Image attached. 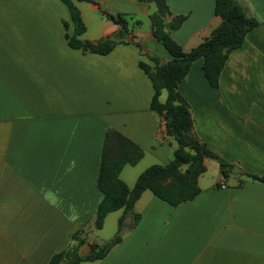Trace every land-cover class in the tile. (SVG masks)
Instances as JSON below:
<instances>
[{
	"label": "crops",
	"instance_id": "0c3cea01",
	"mask_svg": "<svg viewBox=\"0 0 264 264\" xmlns=\"http://www.w3.org/2000/svg\"><path fill=\"white\" fill-rule=\"evenodd\" d=\"M239 1L259 24L230 53L219 86L197 59L179 91L194 135L241 172L225 176L218 160L206 157L193 199L172 205L145 190L134 206L138 224L130 228L129 214L122 240L82 264H264V183L249 175L264 176V0ZM166 2L172 16L185 17L171 33L184 52L222 22L215 0ZM76 4L87 27L79 38L114 36L121 26L113 17L121 16L127 39L107 54L73 48L67 35L75 26L61 0H0V264H47L71 246L85 255L116 235L123 208L96 226L108 127L144 151L121 170L130 188L150 165L168 163L178 145L165 113L151 107L153 83L139 65L154 71L152 57L159 64L172 57L153 34L154 3ZM166 98L164 89L160 100Z\"/></svg>",
	"mask_w": 264,
	"mask_h": 264
},
{
	"label": "trees",
	"instance_id": "16d2710c",
	"mask_svg": "<svg viewBox=\"0 0 264 264\" xmlns=\"http://www.w3.org/2000/svg\"><path fill=\"white\" fill-rule=\"evenodd\" d=\"M61 1L67 6L75 26L74 34L67 35L71 47L107 54L117 41L127 39L129 27L121 16L113 17L121 26L114 36L96 43L79 38L87 27L76 4L77 0ZM142 1L154 3L156 10L151 15L153 34L172 57L162 64L152 57L157 64L154 71H151L145 62L141 61L139 65L148 73L153 83L151 107L159 113H165L168 134L176 139L178 145L168 163L150 165L140 173L134 187L130 188L120 177L121 170L126 164H136L143 157L144 151L123 133L108 127L98 177V186L104 198L96 211V226L101 228L109 212L123 208L117 233L104 244H93L85 255L78 253L77 246H71L56 253L47 264H59L63 259H67L71 264H82L83 261L105 257L122 240L125 220L129 214L133 215L130 228L138 224L141 215L134 211V206L145 190H151L172 205L193 199L200 192L198 177L205 170L206 157L218 160L225 176L234 169L232 163L210 150L194 135L191 109L179 91V84L187 76L192 63L203 59L205 77L211 86L218 87L221 72L230 53L241 46L246 34L259 24L258 18L248 14L246 7L239 0H215V14L222 18L221 24L198 46L190 52H184L171 33L181 26L185 17L172 16L166 0ZM164 89L167 90V98L162 102L160 96ZM249 175L264 183V176ZM73 237L77 238L79 243L84 242L79 236Z\"/></svg>",
	"mask_w": 264,
	"mask_h": 264
},
{
	"label": "water",
	"instance_id": "95a60500",
	"mask_svg": "<svg viewBox=\"0 0 264 264\" xmlns=\"http://www.w3.org/2000/svg\"><path fill=\"white\" fill-rule=\"evenodd\" d=\"M239 172H241V170L237 166H235L234 169H233V173L236 174V173H239Z\"/></svg>",
	"mask_w": 264,
	"mask_h": 264
},
{
	"label": "bare ground",
	"instance_id": "6f19581e",
	"mask_svg": "<svg viewBox=\"0 0 264 264\" xmlns=\"http://www.w3.org/2000/svg\"><path fill=\"white\" fill-rule=\"evenodd\" d=\"M31 2V1H30ZM31 6V5H30ZM40 6V5H39ZM26 11V10H25ZM36 11V10H35ZM37 12V11H36ZM26 22V21H25ZM27 24V23H26Z\"/></svg>",
	"mask_w": 264,
	"mask_h": 264
}]
</instances>
